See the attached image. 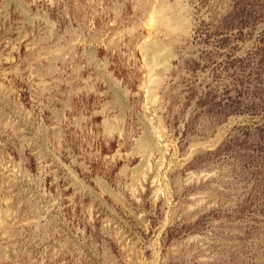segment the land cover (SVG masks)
Returning <instances> with one entry per match:
<instances>
[{"label": "rangeland", "instance_id": "374dc122", "mask_svg": "<svg viewBox=\"0 0 264 264\" xmlns=\"http://www.w3.org/2000/svg\"><path fill=\"white\" fill-rule=\"evenodd\" d=\"M0 264H264V0H0Z\"/></svg>", "mask_w": 264, "mask_h": 264}, {"label": "bare ground", "instance_id": "6f19581e", "mask_svg": "<svg viewBox=\"0 0 264 264\" xmlns=\"http://www.w3.org/2000/svg\"><path fill=\"white\" fill-rule=\"evenodd\" d=\"M155 73H156V72H155ZM146 139H147V141H149V140H150V137L147 136ZM148 139H149V140H148ZM149 143H150V142H149ZM149 143H147V144H149ZM147 144H146V145H147ZM150 144H151V143H150ZM147 146H148V145H147ZM149 146H150V145H149Z\"/></svg>", "mask_w": 264, "mask_h": 264}]
</instances>
